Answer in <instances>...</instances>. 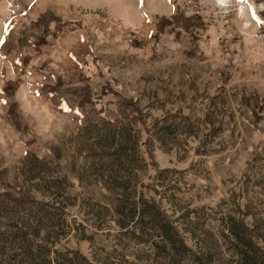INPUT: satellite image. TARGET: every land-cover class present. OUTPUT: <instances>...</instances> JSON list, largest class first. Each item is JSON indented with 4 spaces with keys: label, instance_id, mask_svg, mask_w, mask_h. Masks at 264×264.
<instances>
[{
    "label": "rangeland",
    "instance_id": "1",
    "mask_svg": "<svg viewBox=\"0 0 264 264\" xmlns=\"http://www.w3.org/2000/svg\"><path fill=\"white\" fill-rule=\"evenodd\" d=\"M122 116L137 190L190 253L160 257L155 234L118 227L115 195L87 175L82 124ZM30 154L50 166L32 184L65 178L68 232L51 240L82 264H231L237 206L264 250V0H0V200L48 198L24 182Z\"/></svg>",
    "mask_w": 264,
    "mask_h": 264
},
{
    "label": "trees",
    "instance_id": "2",
    "mask_svg": "<svg viewBox=\"0 0 264 264\" xmlns=\"http://www.w3.org/2000/svg\"><path fill=\"white\" fill-rule=\"evenodd\" d=\"M13 105L15 103L7 112L11 123ZM132 120L122 116L116 121L88 120L82 124L78 135L79 152L83 154L87 175L102 182L115 195L111 211L116 216L118 227L128 228L127 231L134 234L136 231L135 236L155 234L157 241L153 244L160 257L172 258L171 252L190 253L191 249L178 227L137 190L134 182L144 160L139 151V134ZM35 165L39 170H50L47 160L30 154L22 166L24 182L29 184V188L47 193L48 198L34 200L29 197L25 204L17 200H0V213L5 212L2 218L7 220V228L0 232V264H82L76 254L68 255L55 249L57 243L51 240L52 232L63 233V236L68 232L65 231L66 207L60 202L59 195L52 191L64 189L65 178L40 176V183L32 184ZM262 184L258 181L255 185L262 187ZM245 207L248 209L247 204ZM237 209L240 215L226 212L222 218L226 226L222 235L232 252L231 264H264L262 241L255 236V225L245 221L244 215L249 214L248 211H241L238 206ZM130 227L133 230H129ZM203 259L204 264H211L208 255Z\"/></svg>",
    "mask_w": 264,
    "mask_h": 264
},
{
    "label": "bare ground",
    "instance_id": "3",
    "mask_svg": "<svg viewBox=\"0 0 264 264\" xmlns=\"http://www.w3.org/2000/svg\"><path fill=\"white\" fill-rule=\"evenodd\" d=\"M240 1V0H239Z\"/></svg>",
    "mask_w": 264,
    "mask_h": 264
}]
</instances>
